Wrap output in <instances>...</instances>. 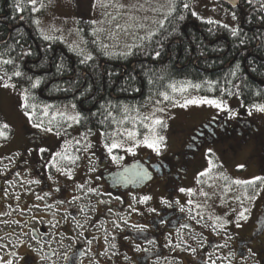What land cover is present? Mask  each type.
I'll return each mask as SVG.
<instances>
[{
	"label": "flooded vegetation",
	"instance_id": "flooded-vegetation-1",
	"mask_svg": "<svg viewBox=\"0 0 264 264\" xmlns=\"http://www.w3.org/2000/svg\"><path fill=\"white\" fill-rule=\"evenodd\" d=\"M216 3L225 5L219 0ZM230 25L233 24L223 23L226 32L230 31ZM211 32L215 31L211 29ZM225 115H208L189 126L174 152L163 151L158 156L139 151L123 154L120 148L113 149L109 155L104 145L110 144L115 136L87 134L85 140L73 135L68 137L66 154L78 159L75 163L61 161L58 165L65 170L71 168L70 176L50 163L52 153L65 151L66 141L57 140L56 136L51 139L40 136L34 127L23 123L28 127L22 128L23 147L15 156L9 151L0 153V198L3 187L16 177L13 181L16 188L10 196L4 195L12 206L4 202L5 209L0 208V245H3L0 257L15 260L11 252L26 257L17 264H159L164 251L169 250L179 258L176 264H211V261L239 264L248 256L256 264H264V197L250 225L242 228L239 223L237 236L228 250L224 249L225 238L210 224V215L203 208L195 215L188 203L203 192L196 190L205 185L203 180L209 183L203 189H210V173L219 171V167L212 168L209 177H200L199 183L197 177L209 167V160L219 156L218 152L220 155L231 152L235 159L240 158L251 138L255 149L264 151V133L246 119L245 111L238 112L230 123ZM76 140L80 143L76 144ZM89 143L91 147L84 151ZM41 148L47 151L41 152ZM5 156L11 159L3 164ZM112 156L122 159L113 161ZM259 161L261 158L257 159V170L264 171V162ZM128 165H136V174L129 181L114 180L112 174ZM36 180L40 183L33 182ZM90 188L95 191L90 192ZM180 188L193 191L180 192ZM38 196L42 199L38 200ZM144 196L150 199L141 202ZM8 208L11 212L7 213ZM3 220L16 224L17 228L4 226ZM96 225H100L98 232L88 237L86 231H92ZM133 225L142 226V230ZM93 238L96 239L88 241ZM107 238H112L109 243L114 245L109 254ZM92 245H95L93 251ZM119 255L122 261L115 263Z\"/></svg>",
	"mask_w": 264,
	"mask_h": 264
},
{
	"label": "trees",
	"instance_id": "trees-1",
	"mask_svg": "<svg viewBox=\"0 0 264 264\" xmlns=\"http://www.w3.org/2000/svg\"><path fill=\"white\" fill-rule=\"evenodd\" d=\"M208 1L173 0L163 25H157L150 38L133 43L130 54L123 55L129 47L118 49L103 43L87 18L78 21L80 42L76 46L39 27L41 0H37L36 12L28 0H0V76L21 87L27 103L36 105L27 109L33 112L34 122L47 120L42 115L45 105L51 106L48 116L54 108H68L74 115L71 108L75 105V112L82 117L80 123L69 127L67 121L56 117L53 123L60 124L56 129L44 124L53 129L51 132L34 127L47 138L70 128L74 136L118 133L121 126L131 125L123 120L126 114L160 100V93L169 94L173 84H199L201 87L188 86V90L195 89L202 96L237 97L243 104H264V0H240L235 9L219 4L227 14L224 18L233 24L229 32L224 22L211 18L210 8L201 7ZM232 29L237 35H232ZM44 35L52 39L45 40ZM85 54L91 58L82 63ZM6 60L13 63H3ZM15 71L21 76H14ZM37 80L38 86L32 88ZM124 106L132 111L125 113ZM9 131L7 128L5 139L10 137Z\"/></svg>",
	"mask_w": 264,
	"mask_h": 264
},
{
	"label": "rangeland",
	"instance_id": "rangeland-1",
	"mask_svg": "<svg viewBox=\"0 0 264 264\" xmlns=\"http://www.w3.org/2000/svg\"><path fill=\"white\" fill-rule=\"evenodd\" d=\"M41 3L43 7L40 6V9L42 8L43 10L38 16L37 22L39 27L44 32L47 34L49 33L48 35H57L60 39H63L64 42L66 41L69 44L77 46V44L80 42L78 21L79 19L87 18L92 22L94 29H103V31H97L100 35L101 41L107 45L109 44L111 46H115L118 49H127L128 46H131L133 43L139 41L140 37H145L147 33L152 32L169 12V9H172L173 6V0H104V3H106L107 6H102V4L97 2V0H41ZM93 3H96L95 8L92 6ZM113 5H123V7H114ZM201 7L206 9L210 8V15L213 20L224 23L230 22L229 19L224 18L227 16V14L223 12L221 7H219V4L216 3V0H210L202 4ZM212 8H214V10ZM117 25L120 27L118 28ZM129 25H131V27H129ZM137 25H143V27H137ZM110 33H115L116 35L113 37L110 35ZM5 82L10 86L4 87L3 85ZM187 85L188 84L184 83L182 85H176V87L179 88L181 86ZM22 94L25 95V92L21 87L14 84L11 80L6 78L5 75L2 74V76H0V117L2 123L7 124L9 130H11V132L9 131L11 135L8 139L0 137V153H8L9 151L12 152V156H15L18 149L23 147L21 146V142L24 141V136L22 134V122H27V125L33 127L32 123L29 121V118L24 114L25 109L21 107V104L24 103ZM168 95L172 98L171 100H164L162 96L160 100L149 104L145 109L138 110L136 113H134L135 115L128 114L130 117H143L148 116L149 114H154L156 118H159L164 122V124L167 125V127L159 125L156 126L157 133L164 136L165 138L159 153H162L163 151H166V153L174 152L178 147V142L181 136L187 132V128L189 126H192L198 121L206 118L208 115L211 116L213 114L216 115L225 113V119L230 123L235 117L231 116L230 112H235L237 114L238 112L245 111L247 113L246 119H249L255 123L258 127V131L262 130L264 133V112L255 110V108L252 107L254 104H243L237 97L217 98L202 96L197 93L195 89L189 91L188 86L185 92L177 91L176 94H173L171 89V92ZM193 97L219 99L226 102L227 108L218 110L214 106L207 104L180 107V105L184 103L185 99H191ZM161 108L164 109L163 112L158 111ZM67 109L68 108H54L50 112L51 116H44L47 118V120L45 119L44 124L47 123L46 125H49L48 121L52 118L53 113L66 111L68 114L73 115L72 110ZM71 109H73L74 113L76 114L74 108ZM57 118L60 117L57 116ZM125 122L131 125L121 126V130L118 133L115 132L116 136L112 139V142L113 140H116L117 142H121L123 144V147H120V149H122L121 151H124L123 154L127 153L128 148H133L132 152H134V154L139 151L142 153H154L156 156H158L159 153L148 148L143 143H137V141H142L145 135H150L149 129L145 128L143 125L144 123H150L151 121L148 120L141 122L140 119H128L125 120ZM53 124L54 123H52L50 126H54V129L60 125L58 122L54 125ZM69 124H72V122H67L66 126H69ZM46 125H44V127ZM37 130L44 133V131L41 129ZM60 130L56 131L59 132V135L55 133L48 138L56 136L57 140H65L69 142V139L67 138H72L74 130L72 128L67 129L68 131ZM129 131L135 132L134 138L127 136V132ZM262 137H264V134ZM255 146L256 144L251 138L248 142H246V146H244L242 149L243 156L236 159L231 156V152L225 151L221 155L220 152H218L219 156L216 158L214 157L212 162L220 169L218 168L219 171L210 173V189L207 191L206 189H203V187H207L209 185L208 180H203L205 185L199 186L196 189L197 192L203 191L204 193H207V195H201L200 192L198 195L196 194V197L191 203V208L195 215H198L202 211V208L204 209L205 213L210 215V224L212 227L214 226L217 233H220L225 238L224 241L226 245H224V249L226 248V250H228L229 246L234 241L233 239L237 236V223H240L242 228L248 227L251 223L250 220L252 216L256 213V211H258L262 198L264 197V186H261L259 181H257L256 184L247 187L229 184V181L231 180H251L257 176L264 177V171L258 172L257 170V159L261 158V161H259L260 164L264 162V151L256 150ZM218 151H220V149ZM10 159L11 158L5 156L2 157L3 161L1 162L6 164V161ZM240 165H243V167H239ZM212 174L216 175L214 176L213 180ZM205 176L209 177L208 175ZM223 177H228V181H226ZM13 181H16L15 176L11 179V184L7 183L3 187V194L0 198L1 210L5 209L4 202H6V206H12V204L8 202V199L7 201L4 199V195L7 192V195L10 196L13 190L16 188ZM226 186L230 189L229 191H225ZM245 191L249 196L255 195V199H245ZM257 192L259 193L258 195H256ZM236 196H240L241 199L236 200ZM241 201L243 203H241ZM242 208L248 210L246 212L247 218L238 221L237 214L242 210ZM8 209L9 210H7V213L11 212V209ZM217 217H219V221H216L214 224V221ZM232 218H235L232 222H226L225 224L222 223V221H228ZM10 223L12 222H6V220H3L4 226L9 225L12 226L11 228L13 229L17 228L16 224ZM219 224H223V227L218 226ZM99 226L100 225H96L92 231H86L88 237L94 234V232L96 234L98 232L97 230ZM80 230L83 231V228ZM16 236L17 235H14V238ZM97 238H99V236H97ZM199 238H201V236H199ZM95 239L96 238H93L88 241H94ZM175 240L176 238L174 239V243ZM85 241H87V239H85ZM110 241H112V238H107L105 240L108 245L106 246V250L109 251L108 254L112 253L114 249V246L110 245ZM94 247L95 245L90 246V250L93 251ZM170 248L171 247L169 246V249ZM98 251L101 255L104 254V252L102 253V250L98 249ZM164 252L166 253H164V257L159 264H176L177 259L179 261V258L175 257L174 254H171L169 250ZM230 253L232 257L233 252ZM234 259L236 258L234 257ZM121 261L122 256L119 255L115 263H121ZM246 263L256 264L254 259L250 256L245 258L244 263H242V261L239 262V264Z\"/></svg>",
	"mask_w": 264,
	"mask_h": 264
},
{
	"label": "snow or ice",
	"instance_id": "snow-or-ice-1",
	"mask_svg": "<svg viewBox=\"0 0 264 264\" xmlns=\"http://www.w3.org/2000/svg\"><path fill=\"white\" fill-rule=\"evenodd\" d=\"M97 2L101 3L102 6H107V4L104 3V0H97ZM28 3L32 5L31 10L33 12L38 11V9L36 7L37 0H28ZM92 6H93V8H95L96 7V3H93ZM113 6L114 7H123V5H113ZM41 7H43L42 4H41ZM188 7H189L188 4H184V8L187 9ZM16 8H17V11L21 10V7H20L19 3H17ZM169 11H171V8L169 9ZM192 15H197V13L193 12ZM180 18L183 19V17H180ZM159 23L161 24V26L163 25V21H160ZM208 23H218V22L209 20ZM117 27L119 28L120 26L117 25ZM129 27H131V25H129ZM137 27H143V25H137ZM225 27H227V25H225ZM97 31H103V29L94 30V35L96 34ZM110 35L114 37L116 34L115 33H110ZM151 35H152V33L149 32V33H147V35L145 37H140V39L150 38ZM232 35L233 36L237 35L236 29H232ZM43 38L45 40L52 39V37H50L48 35H44ZM93 42L95 43V41H93ZM101 46L104 47V48H107V45H101ZM128 47H129V51L122 53L123 55L130 54V47L131 46H128ZM105 54L107 55L108 53L105 52ZM157 55H159V53H157ZM90 58L91 57L89 55L85 54L84 60H82L81 62L83 63V62H85L86 60H88ZM3 63L12 64L13 62L11 60H6ZM235 74H236L235 71H233L232 75H235ZM13 75L19 77V76H21V72L20 71H15V72H13ZM208 83H209V87H211V83L212 82H208ZM38 84H39V80L33 82L31 84V87L32 88H36L38 86ZM3 86L4 87H9L10 85L5 82ZM187 86H191V87H195V88L201 87V85H199V84L187 85ZM187 86H181V87L177 88L175 84L170 85V87H171L173 92H177V91L185 92L187 90ZM229 94H231V93H229ZM160 95L163 96L164 100H171L172 99L166 92H161ZM22 99L25 102L21 104V107L25 109V113L24 114H25V116H27L29 118V121L32 122V126L37 128V129H41L43 131L51 132L53 129L51 127L45 128L44 127V122L42 120L40 122H33V112H30L27 109L29 107L35 109L36 105H29L27 103V96L24 95V94H22ZM202 104L212 105L218 110H223V109L227 108L226 102H224L222 100H219V99L208 98V97H199V98L193 97L191 99H185L184 103L181 104L180 107H187L188 105H202ZM50 107H51L50 105H45L44 106L43 113H42L43 116H48L49 115L48 109ZM72 107L74 108L75 105H73ZM252 107L255 108V110H257L259 112H264V104H254V105H252ZM123 111L125 113H128V112L132 111V109H130L128 106H124ZM158 111L163 112L164 109L161 108ZM108 115L111 116L112 115L111 112H109ZM230 115L231 116H235L236 113L235 112H230ZM57 116L60 117V119L63 120V121L72 122V123H80L81 119H82V117L80 116L79 113H76L74 115H70L66 111H62V112H57V113H53L52 114V118L49 119V121H48L49 125H51L56 120ZM106 119H107V117H106ZM128 119H132V120L140 119L141 122L148 121V120L151 121L150 123H144V125H143L145 128L149 129L150 135H145L144 139L142 141H137V143H143L148 148H150L153 151L159 153L165 138H164V136L159 135L157 133L156 126L159 125V126L167 127V125L164 124V122L162 120H160L159 118H156L154 116V114H149L148 116H143V117H140V116L130 117L129 115L126 114L123 117V120H128ZM123 120H121L120 123H123ZM113 122H116V121L114 120ZM70 126H71V124H69V127ZM7 128H8L7 124L0 125V137H4V138L7 137V132H6ZM90 131L91 130L89 129V132ZM57 134L59 135V132H57ZM111 135L112 136H116V133L113 132ZM81 136L85 140L87 139V135L85 133H81ZM127 136L130 137V138H134L135 137V132L129 131V132H127ZM68 143H69L68 141L65 142V151L64 152H55V153L51 154L52 155V160L50 161V163H52L53 166L57 167V171L62 172V173H64L66 171V174L70 176L71 172H72L71 168H68L67 170H65L64 168H61V167L58 166L61 161H69V162L75 163V161L78 159V157H76V156H72V155L66 154L67 153L66 145ZM75 143L79 144L80 141L76 140ZM90 147H91L90 143L86 144L84 146L83 150L87 151L88 148H90ZM104 147L107 150L108 154L112 155L113 149L123 147V144L121 142H117L116 140H113V142L110 143V144L105 143ZM40 151L41 152H45L47 150L41 148ZM127 151L131 152V151H133V148H128ZM208 151L211 152V149H209ZM112 159H113V161H118V160L122 159V157L112 156ZM208 165H209V167L207 169H205L203 172L198 174V177H197V182L198 183L200 182V180H199L200 177L208 175L209 172L212 170V168L215 167V165L213 164V162L211 160L208 161ZM239 167H243V165H240ZM90 170H95V169H90ZM223 178L226 181H228V177H223ZM257 181H259L261 183V186H264V177H260V176L254 177L251 180H231V181H229V184H235V185H241V186L247 187V186H251V185L256 184ZM33 182L37 183V184L40 183L39 180H36V181H33ZM79 187H83V186L81 185ZM229 190L230 189L226 186L225 191H229ZM89 191L91 192V191H95V190L90 188ZM179 191L180 192L191 193L193 190L191 188H189V189L180 188ZM258 194L259 193L257 192L256 195H258ZM5 195H7V192L5 193ZM44 195L48 196L49 193H45ZM201 195H205L206 196L207 193L201 192ZM244 198L247 199V200H254L255 199V195L249 196V195H247V192L245 191ZM37 199L38 200L42 199V197L38 196ZM149 199H150V197L144 196V197L141 198V202L147 201ZM235 199L236 200H240L241 197L240 196H236ZM58 203H63V202L62 201H58ZM188 203H192V201H188ZM241 203H243V202L241 201ZM49 207H51V206H49ZM197 207H199V206H197ZM181 210L183 211V209H181ZM152 211H154V209ZM247 211H248L247 209H243L242 208V210L239 211V213L237 214V220L239 221V220L246 219L247 218L246 217V212ZM216 221H219V217L216 218V220L214 221V224L216 223ZM226 222L227 221H225L224 223H226ZM41 223H43V221H41ZM78 226H80V225H78ZM218 226L223 227V224H219ZM53 227H54V225H53ZM133 227H135V228H137L139 230H142V226L133 225ZM237 227H239V223H237ZM33 231H35V230H33ZM33 239H37V237L34 236ZM18 243L23 244L24 241H18ZM177 246H179V245H177ZM2 247H3V245H0V248H2ZM29 247H31V246H29ZM10 256L15 257L16 259L15 260H13V259H4V258L0 257V264H17V262H23V261L26 260V257L19 256L16 252H11ZM211 264H215V261H211Z\"/></svg>",
	"mask_w": 264,
	"mask_h": 264
},
{
	"label": "water",
	"instance_id": "water-1",
	"mask_svg": "<svg viewBox=\"0 0 264 264\" xmlns=\"http://www.w3.org/2000/svg\"><path fill=\"white\" fill-rule=\"evenodd\" d=\"M223 3H226L231 8H236L239 5L240 0H220ZM136 165H128L123 169L116 171L113 174L114 180L120 181H129L133 175L136 174ZM138 174V173H137ZM145 179V178H144ZM143 183V180H140Z\"/></svg>",
	"mask_w": 264,
	"mask_h": 264
}]
</instances>
